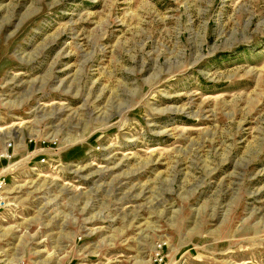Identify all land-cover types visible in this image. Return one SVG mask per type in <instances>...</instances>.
Segmentation results:
<instances>
[{"label":"rangeland","instance_id":"374dc122","mask_svg":"<svg viewBox=\"0 0 264 264\" xmlns=\"http://www.w3.org/2000/svg\"><path fill=\"white\" fill-rule=\"evenodd\" d=\"M8 141L0 258L264 264V0H0Z\"/></svg>","mask_w":264,"mask_h":264},{"label":"built area","instance_id":"2783aa9c","mask_svg":"<svg viewBox=\"0 0 264 264\" xmlns=\"http://www.w3.org/2000/svg\"><path fill=\"white\" fill-rule=\"evenodd\" d=\"M13 150L14 149V143L12 141H8L7 142V146H6V155L5 156H0V158H7L8 160H10L11 155H9L8 150ZM44 148H40V153H35L33 155L36 156H40L38 158V160L36 162L33 163V165L31 166L32 170H37L41 167L47 166L49 168H56V166L59 165L58 162H56L54 159H51L48 157L47 152L43 151ZM30 162V159L28 161V163ZM56 162V163H55ZM3 175H0V177ZM5 186H6V181H5V177L3 176L2 179L0 180V215L1 213L6 209L7 207V198L4 195L5 194ZM0 264H18L17 262H9L3 258H0Z\"/></svg>","mask_w":264,"mask_h":264},{"label":"bare ground","instance_id":"6f19581e","mask_svg":"<svg viewBox=\"0 0 264 264\" xmlns=\"http://www.w3.org/2000/svg\"><path fill=\"white\" fill-rule=\"evenodd\" d=\"M15 145H16V144H15ZM20 146H21V144H20ZM18 148H19V146H18ZM5 155H6V149H5L4 154H3L2 156H5ZM99 188H100V187H99ZM5 191H6V187H5ZM5 260H7V261H9V262H12V261L9 260V259H5ZM16 260L20 261L21 258H18V259H16Z\"/></svg>","mask_w":264,"mask_h":264}]
</instances>
